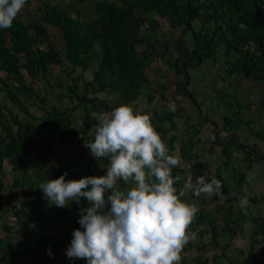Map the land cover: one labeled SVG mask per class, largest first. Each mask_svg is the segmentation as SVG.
Segmentation results:
<instances>
[{"label":"trees","instance_id":"16d2710c","mask_svg":"<svg viewBox=\"0 0 264 264\" xmlns=\"http://www.w3.org/2000/svg\"><path fill=\"white\" fill-rule=\"evenodd\" d=\"M52 2L45 0L43 7L38 9L43 14L38 19H32L28 25L19 16L21 11L10 28L0 29V92L8 99L7 102H0V221L8 211L3 202L6 187L3 179L8 175L5 167L8 165L12 173H15L10 189L19 190L23 197L20 203L22 206L15 212L17 218L27 219L23 226L45 224L51 228L58 223L61 231L38 237L32 246H20L7 241L3 234H11L13 227L0 224V264H72V258L67 257L66 251L73 239V231L84 230L78 223L81 217L76 220L74 218V221L70 219L74 217L72 212L76 209L72 203L63 208L50 206L38 187L42 182L58 179L64 173H67L66 181L95 175L47 164L48 155L44 153L50 151L51 147L40 132H47L62 144L80 134H83V140L92 142L87 134L98 123H95L91 114L95 111L111 112L116 106H109L102 98L91 97V93L108 91L117 94L125 105L139 98L143 87L152 84L147 68L160 57L156 43L159 41L158 32L162 28V20L167 21L170 29L176 33L179 29L183 30L180 37L173 41L180 52L170 66L183 76L177 85L178 92L199 110L202 103L190 91L191 77L188 71L208 60L216 61L221 47H224L222 64L227 74L264 86V0H87V3H91L88 11L81 8L77 12L81 18L67 14ZM51 29L61 31L64 45L59 50L50 44ZM163 38L170 39V33L165 32ZM48 45L51 46L48 50L42 48ZM140 48L150 53H143L141 55L144 56L139 57L137 53ZM63 65H67L66 68ZM96 65L90 82L79 75L75 76L78 70L90 72ZM56 66L64 70L63 74L68 79V82L59 85L61 93L57 98L59 102L66 97L70 98L72 106L64 110L51 106L46 117L34 118L27 104L36 105L32 102L35 98L46 106L47 99L41 98L31 83L41 79ZM222 80L226 84L225 79ZM164 90V86L160 88L161 92ZM22 93L28 97L22 100ZM216 93L219 91L214 90L213 95ZM153 98L149 97L151 101ZM80 108L85 109L83 120L86 128L72 131V113ZM15 109L28 115L31 120L23 122ZM182 112L183 109L167 112L159 118L160 124L154 126L170 155L176 150L178 140L174 133L177 123L175 119L182 117L179 115ZM233 114L224 115L223 131L216 132L217 142L220 141L221 132L240 130V123L235 119L240 120L242 117L239 113ZM36 120L40 121L39 125H36ZM205 122L216 125L209 117L205 118ZM231 136L221 138L225 142L222 156L227 162L234 157L232 148L238 147L240 150L242 147L238 136ZM259 136L264 139L263 134ZM190 145L192 147L189 150H185V145L182 148L185 159L193 157L195 143ZM248 147L246 145L244 149ZM250 151L247 157L252 159L254 149ZM87 152L90 149L86 147L84 153ZM36 153L37 161L34 160ZM261 158L264 159V155ZM25 159L34 161L33 169H28ZM103 161L109 164L108 158H103ZM181 169L180 166L172 168L173 177H180L175 183L177 192L184 184L182 176L185 171ZM217 179L222 183L221 191L225 192L223 178L219 175ZM118 183L125 184L123 180ZM260 235L264 236V219L257 221L252 242H257ZM249 252L255 259L254 249H249ZM262 254L260 264H263L264 252Z\"/></svg>","mask_w":264,"mask_h":264},{"label":"clouds","instance_id":"9594fccd","mask_svg":"<svg viewBox=\"0 0 264 264\" xmlns=\"http://www.w3.org/2000/svg\"><path fill=\"white\" fill-rule=\"evenodd\" d=\"M26 3L0 0V29L12 26ZM98 121L94 140L83 146L97 160L108 158L106 175L66 181L64 173L38 187L50 206L63 208L82 197L91 205L81 210L78 223L84 230L73 231L67 257L87 264H180L183 249L197 238L189 228L199 209L184 202L183 192L177 194L174 187L180 177H173L172 168L179 157L169 154L150 115L130 105L102 113ZM120 180L133 186L121 190ZM185 187L196 197L216 194L222 202L231 195L225 196L221 181L215 176L209 180L206 173L195 182L189 174ZM247 204L246 198L240 200L241 208Z\"/></svg>","mask_w":264,"mask_h":264},{"label":"rangeland","instance_id":"374dc122","mask_svg":"<svg viewBox=\"0 0 264 264\" xmlns=\"http://www.w3.org/2000/svg\"><path fill=\"white\" fill-rule=\"evenodd\" d=\"M44 1L45 0H27L28 5L24 6L22 12L19 15L22 16L27 25L32 19H38V16L40 17L43 14V12H38V9L43 7L42 4L44 3ZM52 3L57 5L67 14L76 15V17L80 18L82 16L81 14L77 15V12H79L78 10H81V8H86L88 11V7H90L91 5L90 2L87 3V0H84L83 2H78V0H53ZM86 14L88 13L86 12ZM195 25L197 26L198 24ZM182 31V29H179L177 33L172 31L170 29L169 23L165 20H162V28L158 32L159 41L156 43V49L160 57H158L146 70L150 76L152 84L146 85V87L144 88V96L139 101L140 108L142 110L144 109L147 114L149 113L150 115H152L154 111L157 113L156 117L155 114H153L154 119L152 118L153 120H155L152 121L155 125L160 124L159 118L164 117L167 112H177L178 109L183 108L185 111L179 114L183 118L177 117L175 119L177 122L176 131L174 132L175 135L179 139H184L183 143L185 145L186 141H188L186 139L190 135H195L193 139L197 138V136L202 135L203 138H201L199 146L201 147L202 145H206L207 152H211L210 147H212V144L215 142L213 140H209L210 137L214 139L217 134V130L223 131L224 122L222 118H220V116H224L228 113H230V116H232L234 115L233 112H235V114L239 113L242 118H240V120L235 119V121L237 123H240V130H233L231 134L230 132H221L220 137L224 139L229 135L231 136L235 134L241 136V139H239L242 142V147L240 149L241 151L238 149V147H234L232 148V152H235V155L236 157L238 156V158H240V156L243 154L244 156H250V150H253L254 148L251 147L253 143L262 145V142L260 141L262 139L259 135H264V86L260 83L245 79L243 77H237L236 75L227 74L224 64H222V60L224 59L222 57V51L224 50V47H221V52L218 53L216 61L208 60L203 65H198L196 68L189 69L188 71L191 77V85L189 87L190 91L195 93L198 102L202 103L201 110H199L191 103L189 99L178 92L177 85L183 80V76L177 74L170 66L171 63H174L175 59L178 56V53L180 52L178 51L177 46L173 41H176V39L180 37ZM165 32L170 33V39L163 38ZM50 35V44L53 45V48L55 50L61 49L64 45L61 31L59 29H51ZM42 48L44 50H48V48H51V46H42ZM143 53L148 54L150 53V51L140 48L137 54L139 55V57H143L144 55H141ZM66 66L67 65H63L64 68H66ZM96 68L97 65L93 69ZM49 71L50 72L39 79L40 81L35 82L40 86L38 88L40 96H46L47 101H49L47 103H51V100L56 101L55 96L57 98L59 85L68 81V79L66 78V74H63L64 70H62L59 66L53 67ZM222 79H225L226 84ZM27 80L32 81L31 79ZM163 86L165 87V90L161 92L160 88ZM214 90L219 91V93H216L214 95V98H218L216 100L211 97L214 93ZM220 91H222V93ZM151 96L154 98L150 103L148 102V97ZM20 97L22 99L23 94H21ZM221 98L223 99V101ZM3 101L7 102L8 99L4 93H0V102ZM33 101L37 102V100ZM29 105L27 104L29 110L33 111V109H31L33 107H30ZM10 107L12 108V110L14 109L12 105H10ZM223 108H226V110L224 111ZM251 108L254 109L251 110ZM44 110V114H47L48 111L45 107ZM15 112L19 114V117L23 122L30 120V117H28V115L24 114L23 112H20L17 109H15ZM81 115L84 116L82 112H80L77 116ZM207 117L214 121L217 126L213 124H206L205 118ZM74 126L76 127L75 129L80 128L78 126V123L76 122L74 123ZM42 136L44 137V134H42ZM221 138L220 142L225 143L224 141H221ZM193 142L195 141L193 140ZM71 143L75 149L79 148V151H82L84 149L81 138L79 137H77ZM216 143H219V141H216ZM65 145H67V143ZM246 145H250L247 150L244 149ZM50 149V151L46 150L44 154H47L48 156L51 155L52 148ZM245 151H247L248 153H245ZM74 154L78 155L76 153ZM35 155H38V153H36ZM212 157L214 158V156ZM233 158L229 162H227V160L224 158H219V161L223 163V170L235 169L234 163L236 162V160ZM34 159L36 160V156L34 157ZM39 160L42 161L41 158H39ZM33 162V160L25 159V163L28 168H32ZM212 162L213 161H211L208 167L211 169H216L217 166H215V164ZM248 163L249 161L244 164ZM239 164L242 165V162H240ZM5 167L7 169L8 175L3 179V182L6 185L3 191V202L4 207H6L8 211L4 214L3 218L0 221V224L7 225L8 227L12 226L14 230L11 234H7L5 232H3V234L5 235V239L7 241L13 242L14 244L20 246H32L38 236L41 234L43 235L44 232L49 229V226H23V224L27 222V219L17 218L15 212L22 206L20 203L23 201V197L22 193L19 190L11 191L10 186L13 182L15 173H12L11 168H9L8 165H5ZM31 168L29 169L31 170ZM236 169L239 168L237 167ZM225 178L229 180L227 174ZM253 178L254 180L258 178L257 171H250L249 176L246 175L243 179V182H246L248 180L247 182L252 185ZM182 180L183 183L186 182H184V178H182ZM254 206L255 208H253L252 213L255 214L258 212V206L261 205L255 204ZM54 231H56V229L50 232H46L45 235H48L49 233L52 234ZM225 234H228V236L230 235V240L232 234L227 231H225Z\"/></svg>","mask_w":264,"mask_h":264},{"label":"crops","instance_id":"0c3cea01","mask_svg":"<svg viewBox=\"0 0 264 264\" xmlns=\"http://www.w3.org/2000/svg\"><path fill=\"white\" fill-rule=\"evenodd\" d=\"M137 60L139 61L142 59H137ZM93 71H94L93 68L92 71L90 72H83L79 70L75 73V76L79 75L82 77L83 80L90 82L91 80H93V74H92ZM31 85L34 88V91L37 92L40 96V92L38 90V88L40 87L39 84L33 82L31 83ZM145 87L146 86L143 87L139 98L129 103V105L132 106L135 111H138L142 114H147V112L144 109L142 110L139 105L140 104L139 101L144 96L143 94L145 91L144 89ZM60 93L61 90L59 86L57 97ZM22 94L24 99L28 97L25 93ZM213 94L211 96L212 98H214ZM91 97H99L105 99L108 102L109 106L117 107L126 104L125 102L122 101L120 96L108 91H106V93L93 92L91 93ZM41 98H46V96ZM55 99L56 101L51 100L50 101L51 103H47L46 106L41 104L39 101L35 102L36 105L34 106L30 105V107H33L31 108L33 109V111L29 110L32 117L37 119H42L43 117H46L51 109V106H57L60 110L67 109L72 106V102L68 97L61 100V102H59L56 96ZM216 99L217 98H214V100ZM33 100L36 99L33 98L32 101ZM148 102L151 103V100L149 99ZM44 107L48 111L47 114H44L45 111ZM253 109L254 108H251V110ZM223 110L225 111L226 108H223ZM184 111L185 110L183 109V112ZM80 112H82V114H85V109L80 108L76 110L74 113L71 112L73 115L74 123L75 122L78 123V126L80 127L79 129H75L76 127L73 125L74 127L72 128L73 129L72 131L85 130L86 128L83 120L84 116L82 115L77 116ZM102 113H110V112L95 111L91 114V117L95 119V123L99 122L98 117ZM153 114H155L156 117L157 113L155 111L153 112ZM153 114L152 115L149 114V115L151 117V120L155 121L153 120L154 119ZM220 118H222L224 122V116H220ZM35 123L36 125H39L40 121L36 120ZM206 124H211V123L206 122ZM95 127L96 126L91 127L90 131L87 134V137L92 141L95 136V131H94ZM42 134H44V137L42 136ZM40 135L41 137L46 139L48 146L52 148V154L48 156L47 164L57 167H66L68 169H74L80 172L87 171L91 173V175H95V176L106 175V168L109 166V164L105 163L103 161V158L97 160L92 156L91 151L84 153L86 149L85 147H83L84 149L82 151H79V148L75 149L72 146L71 142L74 141L77 137L81 138V141H83V137H84L83 134L76 136L73 140H70V142L67 141V145L62 144L56 138L55 139L51 138L47 134V132L42 131L40 132ZM237 136H238L237 137L238 140L241 139V136L239 135ZM193 137H195V135H190L186 139L188 140L186 141V145L183 143L184 139H179L177 137L178 140L176 142V150H175L176 153L175 151L173 153V155L179 157L180 163L178 166L183 168L181 170L183 171L186 170L185 171L186 173H184V175L182 176L184 178V182L187 180L189 174L193 176L194 178L193 182H195L196 177L201 176L205 173L207 174V178L209 180L213 176L217 178L220 175L224 180L223 184H225V188H226L225 192H223L224 195L228 196L229 193L231 195H229V198L223 202L218 198L216 194H213L211 196H206L202 194L200 197H196L191 190L185 187L186 182L182 185L181 191L183 192V196H181V199L186 203L196 205L199 210L194 218L193 223L189 228L190 232L196 233L197 238L195 241H190L183 249L182 260L180 264H260V258L263 256L262 253L264 252V240H262L264 239V236L260 235L259 240L257 242H252L253 241L252 235L257 228V221L264 219V198H263L264 159L261 158V155H264V139L260 140L262 142V145L256 143L252 144L251 147H254L253 148L254 151L252 152V159L251 157L249 158L247 156H244L243 153H242L243 155H241L240 158H238V156L236 157L234 152L233 159L236 160V162L234 163L235 169L223 170L222 167L223 163L219 161V158H223L222 146L225 143L220 141L219 143H216L217 141V139H215L216 136L214 139L210 137L209 140H213L215 142L212 144V147H210L211 152H207L206 145H202L201 147L199 146L200 145L199 143L201 142V138H203V136L202 135L197 136V138L195 139H193ZM193 140L195 142H193ZM192 143H195V147H196L194 148L192 153L193 157H191L190 159H185L182 156L183 154L182 148H184L185 145V150L186 149L189 150L192 147V145H190ZM248 146L250 147V145ZM74 153L78 155H75ZM212 156H214V158ZM36 157L38 156L36 155ZM255 157L257 158L254 160ZM211 161H213L212 163H214L215 166H217L216 169L215 168L211 169L208 167ZM248 161H249L248 164H244ZM240 162H242V165L239 164ZM41 163L43 162L41 161ZM185 164H186V169H185ZM32 167H33V163H32ZM237 167L239 169H236ZM250 171L258 172V178H256V180H254V178L252 179L253 182L252 185L247 182L249 178L246 182H243L245 176L246 175L249 176ZM226 174L228 175L229 180L225 178ZM131 186H133L131 182H129L127 185L118 183V188L121 190ZM174 187L176 186L174 185ZM108 195H111V190H109L105 194L106 200ZM242 198H246L248 200V204L244 208H241L240 206V200ZM70 203H72L76 207V209L73 210L72 212L74 217L70 218L72 221H74V218L76 220V218L81 217L82 209H86L87 207L91 206L87 201V199L83 197L80 198L79 202L69 201L67 205H69ZM255 204H260L261 206H258L259 207L258 212L254 214L252 213V211L253 208H255L254 206ZM109 209H110V203L107 204L105 208V212L108 211ZM43 226H45V224H43ZM55 229L56 231H54L52 234H57L61 231V228L58 223H56L51 228L49 227V229H47L43 235L41 234L38 237L47 236L45 235L46 232H50ZM225 231L232 234L230 240H229L230 235L228 236V234H225ZM252 248L254 249V253L256 254L255 259L250 256L251 254L249 252V249L252 250ZM72 264H87V261L86 259L72 258Z\"/></svg>","mask_w":264,"mask_h":264},{"label":"built area","instance_id":"2783aa9c","mask_svg":"<svg viewBox=\"0 0 264 264\" xmlns=\"http://www.w3.org/2000/svg\"><path fill=\"white\" fill-rule=\"evenodd\" d=\"M86 143H89V141H88V140H85V141L83 142L84 146L86 145ZM187 178H188V177H187ZM193 180H194V178H193ZM180 192H182V191L180 190L179 192H177V194H179ZM262 260H263V264H264V258H263Z\"/></svg>","mask_w":264,"mask_h":264}]
</instances>
